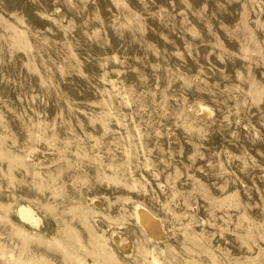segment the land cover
I'll use <instances>...</instances> for the list:
<instances>
[{"label": "rangeland", "instance_id": "374dc122", "mask_svg": "<svg viewBox=\"0 0 264 264\" xmlns=\"http://www.w3.org/2000/svg\"><path fill=\"white\" fill-rule=\"evenodd\" d=\"M0 257L264 264V0H0Z\"/></svg>", "mask_w": 264, "mask_h": 264}, {"label": "bare ground", "instance_id": "6f19581e", "mask_svg": "<svg viewBox=\"0 0 264 264\" xmlns=\"http://www.w3.org/2000/svg\"><path fill=\"white\" fill-rule=\"evenodd\" d=\"M200 108H201V110L199 112L200 115L205 116L208 114L209 109L205 105L201 104ZM17 214L20 217L27 219V220H35V218H36L35 212L32 210V208L30 206H28L26 204L18 205ZM135 217H136V220L139 223V225L145 231L152 233L154 236L160 235L161 228H160L159 219L149 209H147L144 206L137 205L136 209H135Z\"/></svg>", "mask_w": 264, "mask_h": 264}]
</instances>
